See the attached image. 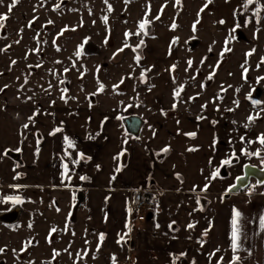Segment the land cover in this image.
Returning a JSON list of instances; mask_svg holds the SVG:
<instances>
[{"label":"rangeland","instance_id":"rangeland-1","mask_svg":"<svg viewBox=\"0 0 264 264\" xmlns=\"http://www.w3.org/2000/svg\"><path fill=\"white\" fill-rule=\"evenodd\" d=\"M12 4L13 0H0V16H7L0 21V122L4 118L13 122V150L23 158L17 164L19 178L38 156L33 143L39 141L27 140L32 122L16 121L53 119L61 109L87 107L113 111L121 130L124 117L146 121L139 137L126 136L112 147L102 144L97 163L82 167V172L97 170L98 178L118 171L121 178L134 182L149 175L148 185L155 178L181 181L173 170L186 175L187 164L177 157L156 161L150 146L157 153L179 154L198 142L184 140L177 135L179 129L174 147L169 146L163 132L150 122L155 117L169 119L176 127L192 117L215 119L222 144L239 160L236 170L242 173L245 165L252 164L264 169L263 0H18L9 11ZM171 38L168 63L174 67L170 73L166 68L162 87L166 108L154 117L143 105L144 96L159 83L155 66L162 70ZM145 43L154 46L146 57ZM168 63L165 67H170ZM45 126L39 124L35 132L51 166V142L43 138L52 136ZM141 152L149 154L146 166ZM124 154L131 156V163L121 168ZM61 186L43 192L41 198H21L15 206L18 222L11 226L0 222V264H107L101 238L84 213H78L84 191ZM226 237L222 254L228 251ZM125 247L121 260L112 264H140L137 254ZM174 264L188 263L176 259ZM217 264L243 263L226 259Z\"/></svg>","mask_w":264,"mask_h":264},{"label":"crops","instance_id":"crops-1","mask_svg":"<svg viewBox=\"0 0 264 264\" xmlns=\"http://www.w3.org/2000/svg\"><path fill=\"white\" fill-rule=\"evenodd\" d=\"M253 6L254 3L251 4ZM171 43L172 38L167 47ZM156 92H151L147 101V111L154 117L164 108L162 99L154 100ZM115 118L111 110L87 107L61 109L57 111L54 120L32 117L16 121L25 125L32 122L31 125L35 126H27V140L35 141V137H38L39 141L33 143L38 156L29 162L27 171H21L24 175L22 178H19L18 162L3 155L5 149L19 152L13 150V122L4 118L0 122V170H3L0 171V213L15 208L17 198L18 201L27 196L41 198L43 192L64 185V188L84 191L78 213L82 211L87 223L97 231L100 238L103 236L104 239L100 240L101 250L107 264L121 260L125 253L126 238L133 240L134 246L128 247L131 253H136L140 258V264H174L176 259H183L188 264L225 263L226 259L243 264H264V190L252 192L245 189L228 195L227 188L232 186V179L241 175L234 166L239 160L222 144L220 125L215 123V119L212 121L207 116L192 117L186 122H178L177 127L169 119H150L163 132L162 138L167 139L165 142L169 146L174 147V137L179 129L177 135H181L184 140H196L198 144L182 151L184 154H178V151L172 154L170 150L157 153L150 146V154L154 155L156 161L163 162L177 157L178 161L181 159L182 163L187 164L188 170L186 175L173 170L181 176L178 183L171 178L166 182L155 178L148 185L150 176L146 174L134 182L121 178L118 171L106 179L94 175L98 173L94 168L82 172V167L99 158L102 144L104 147H112L118 140L127 139L128 135L115 125ZM39 124L46 125L45 129L49 127L46 129L47 134L52 136L51 139L43 138L51 142V166L45 157L47 152L42 147L43 140L35 132ZM56 129L60 132L53 134ZM6 130L8 134H5ZM141 154L146 166L149 154ZM123 159L124 165L121 164V168L131 163L130 155L124 154L121 162ZM21 160L23 158L20 155L19 162ZM226 160L229 163H223ZM74 165L78 168L75 169ZM143 188L156 191L157 211L151 221L131 225L129 218L126 219L130 194L132 190ZM201 199L206 201L204 207L200 203ZM236 213H239L238 236L234 249L232 221ZM225 237L228 240V256L220 253Z\"/></svg>","mask_w":264,"mask_h":264},{"label":"water","instance_id":"water-1","mask_svg":"<svg viewBox=\"0 0 264 264\" xmlns=\"http://www.w3.org/2000/svg\"><path fill=\"white\" fill-rule=\"evenodd\" d=\"M124 129L126 133L131 137H138L141 133V130L143 128V121L137 117V116H130L122 121ZM6 155L12 159V161L19 162L20 155L18 153H10L9 151L6 152ZM122 165H124V159L121 162ZM251 179H254L257 181L258 185L264 184V170L259 169L252 165H245L243 169V175L236 179L235 184L228 190V195H234L237 194L249 187V181ZM258 188H252V192H256ZM200 203L202 207L205 206L206 201L201 199ZM76 210V209H75ZM75 212V211H74ZM152 218L151 215L148 216L147 221H150ZM19 219V210L13 209L11 212L2 213L0 214V221L7 223L8 225H13L16 223ZM134 246L133 241L131 242V248Z\"/></svg>","mask_w":264,"mask_h":264},{"label":"flooded vegetation","instance_id":"flooded-vegetation-1","mask_svg":"<svg viewBox=\"0 0 264 264\" xmlns=\"http://www.w3.org/2000/svg\"><path fill=\"white\" fill-rule=\"evenodd\" d=\"M151 39V38H150ZM145 46H144V52H145V57L148 55H150V53H148L147 52V54H146V51H151V50H153L154 51V46H151V45H149V44H144ZM172 45H173V43H171V45L166 49V54L163 56V61H162V63H161V65H162V70H160V68H157L156 66H155V69H157L156 70V81L158 80L159 81V83H158V85L156 86V87H154V88H149L148 90H147V92L145 93V94H147V95H145L144 96V102H143V105L145 106L146 105V109H147V101H148V97H149V94L152 92V91H154V92H156V94H155V96L153 97L154 98V100H160V99H162V105H163V109H165L166 108V104H165V93L164 92H162V87H163V85H164V83H165V81H166V74H168V73H166V68H168L167 70H168V72L170 73V68H172V67H174V64H171V63H168V62H170V57H171V47H172ZM89 49V48H88ZM90 51H91V53H94L95 52V49L94 48H90L89 49ZM165 63H168V64H171L170 65V67H165ZM173 63V62H172ZM154 67V66H153ZM148 70H150L151 72L153 71V69L152 68H149ZM145 100H146V103H145ZM149 112V111H148ZM130 117V116H129ZM36 118H38V117H36ZM125 118H127V117H124V118H122V119H120V121L122 122L123 121V119H125ZM141 119V118H140ZM142 121H143V128H142V130H141V133H142V131H143V129H144V127H145V125H146V121L145 120H143V119H141ZM122 128H123V131L125 132V134L126 135H128L127 133H126V131H125V129H124V126H123V123H122ZM141 133L139 134V136L141 135ZM129 136V135H128ZM138 136V137H139ZM129 137H131V136H129ZM131 138H137V137H131ZM7 151H9L10 153H13V151H10V149H5V150H3V155L4 156H6V157H8V158H10L9 156H7L6 155V152ZM11 161H12V159H10ZM20 162H18V163H16V164H19ZM253 166V165H252ZM255 167H259V166H255ZM260 169V168H259ZM264 170V169H263ZM243 175V172L241 173V175L239 176V177H241ZM238 177V178H239ZM237 178V179H238ZM235 181H236V179L234 180V183L232 184V186L235 184ZM263 186H264V184L263 185H258V183H257V181L256 180H254V179H251L250 181H249V187L247 188V190H251L252 188H258V190H260L261 188H263ZM151 189V188H150ZM129 202V201H128ZM13 209H15V208H12V209H10L11 211L13 210ZM17 209V208H16ZM10 211V212H11ZM8 213H9V211H7ZM7 212H3V213H7ZM19 220V219H18ZM151 220H152V218H151ZM150 220V221H151ZM1 222V221H0ZM18 222V221H17ZM16 222V223H17ZM2 223H4V222H2ZM16 223H14V224H16ZM5 224H7V223H5ZM13 224V225H14ZM8 226H11V225H8ZM131 242L132 241H126V245L127 246H131Z\"/></svg>","mask_w":264,"mask_h":264},{"label":"built area","instance_id":"built-area-1","mask_svg":"<svg viewBox=\"0 0 264 264\" xmlns=\"http://www.w3.org/2000/svg\"><path fill=\"white\" fill-rule=\"evenodd\" d=\"M158 200L156 191L150 188L135 189L131 191L128 211L130 224H143L149 215L154 217L157 211Z\"/></svg>","mask_w":264,"mask_h":264},{"label":"snow or ice","instance_id":"snow-or-ice-1","mask_svg":"<svg viewBox=\"0 0 264 264\" xmlns=\"http://www.w3.org/2000/svg\"><path fill=\"white\" fill-rule=\"evenodd\" d=\"M16 2H18V0H13V4L12 5H10L9 6V11H11L12 10V7H14L15 6V4H16ZM209 2H211V0H209ZM177 3H179V0H177ZM109 11H111V9L109 8ZM157 18H159V17H157ZM7 19V16H0V21H3V20H6ZM105 19V21L107 20V18L105 17L104 18ZM146 21L145 22H143V23H141L140 24V28L143 30V29H145V27H146ZM221 23H223V21H221ZM0 26H2V24H0ZM175 27V26H174ZM195 27V26H194ZM127 35H129V34H127L126 33V36ZM136 35H139V33H137ZM141 43H143L142 41H141ZM137 59H139V57H137ZM189 63V65H191V61H189L188 62ZM209 78H211V77H209ZM102 87V86H101ZM177 95H179V93H177ZM253 118L252 117H249V120L251 121ZM57 131H59V129H57ZM192 135H194V134H192ZM66 140H67V137L65 138ZM260 143L261 144H264V136H262L261 138H260ZM71 146V145H70ZM165 151H167V149H165ZM256 155H259L258 153H256ZM223 163H225V164H227V163H229V161H224ZM65 169L67 170V165H65ZM215 175V174H214ZM15 202H19L18 201V198H17V200L15 201ZM239 216V213H236L235 214V216H234V218H233V221H232V225H233V233H232V240H233V248L235 249V247H236V241H237V236H238V219H237V217ZM103 239V236H101V240Z\"/></svg>","mask_w":264,"mask_h":264}]
</instances>
